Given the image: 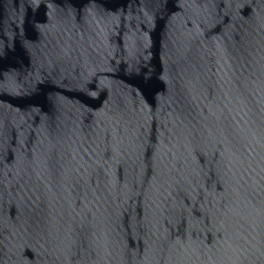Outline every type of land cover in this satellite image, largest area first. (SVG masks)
I'll return each instance as SVG.
<instances>
[{"label":"water","instance_id":"1","mask_svg":"<svg viewBox=\"0 0 264 264\" xmlns=\"http://www.w3.org/2000/svg\"><path fill=\"white\" fill-rule=\"evenodd\" d=\"M0 264H264V0H0Z\"/></svg>","mask_w":264,"mask_h":264}]
</instances>
